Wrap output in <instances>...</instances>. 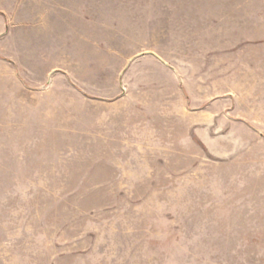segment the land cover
Here are the masks:
<instances>
[{
    "label": "rangeland",
    "instance_id": "1",
    "mask_svg": "<svg viewBox=\"0 0 264 264\" xmlns=\"http://www.w3.org/2000/svg\"><path fill=\"white\" fill-rule=\"evenodd\" d=\"M0 264H264V0H0Z\"/></svg>",
    "mask_w": 264,
    "mask_h": 264
}]
</instances>
